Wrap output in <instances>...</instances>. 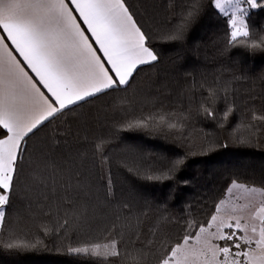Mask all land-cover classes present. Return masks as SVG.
<instances>
[{
  "label": "snow or ice",
  "instance_id": "6c2138e0",
  "mask_svg": "<svg viewBox=\"0 0 264 264\" xmlns=\"http://www.w3.org/2000/svg\"><path fill=\"white\" fill-rule=\"evenodd\" d=\"M256 15L264 17V0H187L179 11L130 0H0V248L51 244L98 264L132 251L138 264H264V180L249 188L231 179L228 193L241 196L178 219L150 216V202L130 183L170 181L194 148L227 147L221 140L264 146V95L257 104L251 91L205 79L197 98L194 79L187 106L170 112L148 102L169 85L141 78L161 62L156 40L184 46L204 16L224 26L213 42L219 54L264 53ZM122 131L172 138L185 153L146 151Z\"/></svg>",
  "mask_w": 264,
  "mask_h": 264
},
{
  "label": "trees",
  "instance_id": "16d2710c",
  "mask_svg": "<svg viewBox=\"0 0 264 264\" xmlns=\"http://www.w3.org/2000/svg\"><path fill=\"white\" fill-rule=\"evenodd\" d=\"M130 2L143 8L153 2L165 6L171 4L179 11V6L187 0H130ZM256 27L264 26V17L256 15L251 21ZM223 24L215 16H204L190 32L189 42L181 46L163 39L155 41V47L161 54V62L157 68H146L141 74L144 81H154L156 87L168 84L162 94L157 95L153 90L148 102L162 101L168 111H181V104L187 106L192 95L193 80L197 98L199 97L198 84L207 79L211 81L228 80L231 87L240 95L253 92L260 102L264 95V53H246L241 49L230 53L219 54L213 47V42L223 33ZM237 77L238 79H233ZM105 100L110 98L105 97ZM99 103V102H97ZM242 116L237 114L233 120V127L239 124ZM111 125L98 129L100 133L107 132ZM201 125H197V130ZM205 131H213L208 127ZM187 134V133H186ZM195 136L196 134L193 133ZM202 136L203 133H200ZM226 135V133H225ZM124 142L139 145L146 151L162 153L171 158L183 156L185 148L174 142L172 138L164 139L158 136H149L140 132H121ZM115 143V142H114ZM227 147L215 148L203 152L199 147L185 157L184 164L176 173L174 179L161 182L138 181L135 178L130 183L151 204L148 209L150 216H171L178 219L187 215L189 211L201 215L212 208L213 201L222 199L230 185L231 179L250 187H262L260 181L264 180V146L241 145L221 140ZM199 144V140H197ZM98 174L106 175L107 168L97 169ZM187 181V183H185ZM125 191L128 185H123ZM103 242V233H100ZM51 250L39 249L32 251L9 252L0 248V264H98L100 258L91 256L69 255L57 252L51 244ZM135 251L115 264H138Z\"/></svg>",
  "mask_w": 264,
  "mask_h": 264
},
{
  "label": "rangeland",
  "instance_id": "374dc122",
  "mask_svg": "<svg viewBox=\"0 0 264 264\" xmlns=\"http://www.w3.org/2000/svg\"><path fill=\"white\" fill-rule=\"evenodd\" d=\"M249 188H251L250 186H248ZM243 193L236 189V188H233V191L232 193H228V191H226V193L223 195L222 199H227L228 197H238V196H241ZM255 195V198L258 200L262 197V194L261 193H256L254 194Z\"/></svg>",
  "mask_w": 264,
  "mask_h": 264
}]
</instances>
